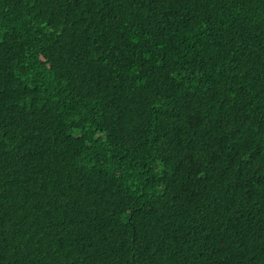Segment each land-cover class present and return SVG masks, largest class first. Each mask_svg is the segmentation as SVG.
Returning <instances> with one entry per match:
<instances>
[{
	"label": "trees",
	"instance_id": "16d2710c",
	"mask_svg": "<svg viewBox=\"0 0 264 264\" xmlns=\"http://www.w3.org/2000/svg\"><path fill=\"white\" fill-rule=\"evenodd\" d=\"M0 264H264V0H0Z\"/></svg>",
	"mask_w": 264,
	"mask_h": 264
}]
</instances>
